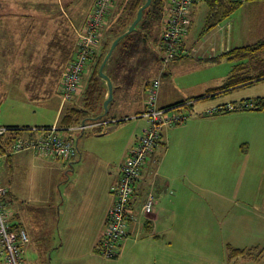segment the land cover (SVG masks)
I'll return each instance as SVG.
<instances>
[{"label":"crops","instance_id":"crops-1","mask_svg":"<svg viewBox=\"0 0 264 264\" xmlns=\"http://www.w3.org/2000/svg\"><path fill=\"white\" fill-rule=\"evenodd\" d=\"M127 1L115 0L110 23L102 27L100 31V43L97 50L104 39L112 35L110 28L123 13ZM199 1L191 9L192 21L189 32L183 39V47L188 48L191 55L178 56L169 63L163 74L158 94L159 106L187 103L189 107H193L194 115L189 117L182 127H178L177 135H174L177 128L167 127L162 130L160 139L134 182L130 211L137 215L138 220L131 222L129 234L122 239L121 257L119 256L120 258L116 260L124 262L114 263L112 259L102 257L98 253V245L104 235L106 214L113 201L110 188L119 181L125 158L135 147L143 130L149 125L146 117L136 115L145 107L148 82L159 76L160 71L155 76L141 79L136 90L124 93L125 96L130 97V102L125 104L126 108L118 109L113 114L114 117L111 118L113 120L136 117L132 123L134 133L132 132L123 143L116 156L109 153L106 148L103 150L94 144L97 138H102L101 136L107 133L103 128L107 120H93L98 115L102 117L107 114L99 112L100 102L95 108L90 109L92 116L89 118L93 120L90 122H94L89 124L93 129L91 135L79 138L78 134L82 135L86 129L90 128L89 126L83 131L77 128L85 124L84 122L72 126L75 127L73 129L62 130L64 136L72 135L77 140L78 155L74 161L67 162L38 155L30 149L0 155V183L8 189L6 196L9 198L5 200V204L10 209V218L20 223L28 234V242L22 248V264H140V261H143L141 257L146 258L151 250L160 249L161 252L167 249L168 243H171L169 241L176 239L179 232L183 238L191 235L190 229L182 226V224H188V221L185 220V223L178 221L175 208L178 205L184 206L187 202L185 199L188 197L192 198L190 195L191 184L194 183L192 176L199 174L204 164L216 170L224 169L228 164L233 168L240 167V163L229 158L228 154H234L236 157L237 150L240 152L244 148L242 145L246 143L241 140L242 123L239 128V120H237L242 114L234 112L233 114H207L204 112V103L207 102L213 107L231 104L225 102L226 98L222 96L235 92L233 90H237L236 92L240 94L239 88L254 83L233 88L229 92L213 91L204 96L209 90L223 86L232 75L235 61L228 59L224 54L232 47L241 45L234 46L232 21L219 23L209 31L205 39L199 36V41H195L197 36L194 37L190 33L194 23L193 12ZM250 1L257 2V0ZM19 2L22 7L30 10L19 12ZM79 3L77 0H68L67 3L61 0L53 7L49 0L36 2L0 0V73L8 75L14 70L26 72L23 80H20V84H24V89L28 92L34 91V96L43 94L55 96L58 100V109L53 124H58L62 111L66 107L84 104L83 92L86 86L84 81L91 72L94 62V57L90 58L77 93L69 100L63 98L59 86L60 77L52 87L50 79L57 74V68L59 69L63 64L64 70L66 63L75 53L78 32L82 28L93 0H87L83 7L79 6ZM160 20L158 35L161 36L163 16ZM19 26L26 27L25 35L28 45L33 47V44H36V42L32 43L35 38L38 42L43 41L42 46L34 47L41 51L36 57L29 53L31 57L23 65L18 64L15 58H3V55L8 52L7 49L14 47L16 51L18 45L16 33ZM34 33H37L36 37L33 36ZM56 33L60 43L55 45L53 41ZM66 47L70 49L67 59L64 54ZM225 60L232 63L227 73L218 71L205 73L206 68L211 69V67L202 69L203 66L213 67ZM254 69L256 71V68ZM119 73L114 79L123 82L122 78L119 79L121 76ZM189 75L198 77L186 81ZM109 77L113 79L110 75ZM3 78L7 79V76ZM35 78L43 81L35 87H30L29 81ZM104 84L106 98L109 88L105 79ZM123 85L118 86L121 90L120 99H125ZM1 95L3 92H0V97ZM197 97L203 98L197 99ZM198 101L203 103H197ZM1 102L2 98L0 105ZM124 112L129 114H121ZM19 124L5 121L0 123V125L27 126ZM235 129H239L237 135H235ZM24 136L29 137L27 134ZM253 161L254 163H249L250 172L260 175L262 185L264 160L260 162L259 158H255ZM149 193L154 195L155 205L152 212L146 214L142 210V205ZM178 201L183 203L178 204ZM254 205L257 209L260 207L258 204ZM141 232H143V238L140 239L142 236H138L132 242L130 238L134 234L140 235ZM0 264H5L1 245Z\"/></svg>","mask_w":264,"mask_h":264},{"label":"rangeland","instance_id":"rangeland-1","mask_svg":"<svg viewBox=\"0 0 264 264\" xmlns=\"http://www.w3.org/2000/svg\"><path fill=\"white\" fill-rule=\"evenodd\" d=\"M28 1L36 2L38 0ZM49 1L54 7L61 0ZM63 1L65 3L68 2V0ZM86 1L77 0V2H80L78 5L81 7L84 6ZM206 7L205 1L200 0L193 12L194 23L190 34L194 37L197 36L196 42L199 41V36L205 39L209 33V31H204L207 28ZM160 9L157 1L153 0L150 6V13L144 14L137 25V30L131 32L118 43L110 58L111 60H109L104 69L105 72L107 70L113 79L120 72L121 76L119 79L122 78L123 82L111 79L113 99L109 102L108 112L103 117V120H107L103 127L107 133L102 135V138H97L94 144L97 148H103V150L106 148L114 156L117 155L131 133H134V125L132 123H134L133 121L136 117L132 116L122 120L111 119L114 117L113 114L116 110L126 108L125 104L130 102V97L125 96L124 93L136 90L141 79L155 76L159 72L160 57L163 54V50L159 48L161 36L158 35L160 18L163 16L162 9ZM24 10L28 11L30 9L22 7L19 2L18 11L23 12ZM228 21L233 22L234 46L254 43L264 37V0H258L257 2L248 0L238 8L230 19L222 22V24ZM148 27L150 28L149 30ZM25 29L26 27L19 26L16 33L18 39L16 40L18 44L16 51L14 47L7 49L8 52L3 55V58H15L18 64L22 63L23 65L28 61V58L31 56L36 57L41 51V49L34 47L42 46L43 41L38 42L35 38L32 43L36 42V44H33V47L28 45ZM33 36L36 37L37 33H34ZM107 38L105 39L108 40ZM10 52L12 53L10 54ZM29 53H31V56H29ZM262 60L257 61L258 68L264 66ZM206 67H211V69L209 68V70ZM231 67L232 63L225 60L213 67L203 66L202 69H207L205 73L213 71L227 73ZM24 73L26 74V72ZM24 73L23 71L16 72V70L8 75L0 73V92H3L0 97V99L2 98L0 123L4 121L17 122L20 123L19 125L26 124L29 128L53 125L58 109L57 98L50 94L34 96V91L29 90L28 92V90L24 89V84H20ZM5 76H7L8 80L3 78ZM196 77L198 76L189 75L186 77V81L188 79L191 81L192 78ZM87 79L88 76L84 83H86ZM120 84H124L122 91L125 99L119 98L121 90L118 86ZM103 88V97L99 104L100 113L104 112L103 102L105 100L106 86ZM239 89H241L240 94L236 92L237 90H233L235 92L227 91L229 93L222 96L226 98L224 101L239 106L241 99H244L243 101H251L257 97L264 96V81ZM197 103L203 102L198 101ZM227 104L229 103L224 105ZM216 107H213V105L209 106L206 102L204 103V112L213 110ZM178 111H182L190 118L194 115L193 107L181 106ZM233 112L242 114L237 120H239V128L242 123L240 135L242 142L246 143L242 145L244 148L240 152L237 150L236 157L234 154H228V156L236 163H240V167L237 168L236 166L233 168L228 164L224 169L216 170L211 168L210 165L204 164L200 173L192 176L194 183L191 184V189L189 188L192 198L188 197L185 199L187 202L184 206L178 205L175 208L178 221H184V223L185 220L188 221V224H182V226L188 227L191 235L183 238L179 232L176 239L169 241L171 243H168L167 249L161 250V252L160 249L151 250L147 253L146 258L140 255L143 260L140 261V264H264V182L262 185L260 184V175L250 172L249 166V163H254L253 160L255 158H259L260 162L264 160V110L249 108ZM233 112H223L222 114H233ZM121 114L129 113L124 112ZM211 115L214 114L211 113ZM89 116H92V114H89ZM92 123L94 122L88 124ZM182 126L183 124H174L168 127L170 129L173 127L174 129L177 128L175 129L177 132L174 134L177 135L179 133L178 127ZM92 130L91 127L86 129L82 135L78 134V136L80 135L79 138L88 137L91 135ZM238 130L235 129V135H237ZM3 199L5 201L9 198L5 196ZM182 203L183 201H178V204ZM254 204H258L260 207L257 209ZM142 235L143 232L140 235L134 234L130 239L133 242L135 238ZM142 238L143 236L140 239ZM227 244L239 249L251 250L252 248L253 252L246 256L230 257ZM112 260L114 263L124 262L123 260H116V258ZM125 262L130 263V261ZM131 263L135 262L131 261Z\"/></svg>","mask_w":264,"mask_h":264},{"label":"built area","instance_id":"built-area-1","mask_svg":"<svg viewBox=\"0 0 264 264\" xmlns=\"http://www.w3.org/2000/svg\"><path fill=\"white\" fill-rule=\"evenodd\" d=\"M163 13V30L161 35L162 64L160 73L168 63L178 56H190L191 51L183 47V39L189 32L190 13L197 0H156ZM244 2L246 0H237ZM115 0H93L88 10L81 30L78 32L76 50L66 63L60 79V87L65 100H69L78 91L83 72L91 55L97 51L100 43L102 27L110 23ZM162 84L161 76L151 79L146 88L145 107L137 117H146L149 125L143 130L134 148L125 158L119 181L110 188L113 201L109 207L105 230L98 245V253L106 259H115L121 255V241L129 234V226L138 220L137 215L130 211V200L134 182L146 164L150 153L161 137L165 127L183 124L189 118L179 106H159L158 94ZM251 101H244L239 106H252ZM236 105H219L207 113H219L226 109H234ZM92 125L81 124L77 128L85 130ZM75 128V127H68ZM15 129L9 125H0V135ZM58 124L51 126L23 127L24 135L17 138L14 146L4 154L9 155L25 149H30L38 155L50 156L55 159L72 162L77 158V140L74 136H64ZM8 189L0 183V245L1 254L5 256V264H21L22 248L28 242V234L20 225L18 230L10 229V209L3 199ZM154 195L149 193L142 205L144 213L149 214L154 209Z\"/></svg>","mask_w":264,"mask_h":264},{"label":"trees","instance_id":"trees-1","mask_svg":"<svg viewBox=\"0 0 264 264\" xmlns=\"http://www.w3.org/2000/svg\"><path fill=\"white\" fill-rule=\"evenodd\" d=\"M144 1L145 0H128L127 1V4L125 6L123 13L120 15L116 23L112 25L110 28V31H111L110 33H112V35L107 38L108 40L105 39L101 47L94 54L91 55V58L94 57V62H93L92 70L88 75L89 77H88V80L86 82V86L83 92L84 104L82 106L73 105V106L66 107L65 110L62 111V114L58 121V125L60 127L68 128L74 125L81 124L83 122L87 124L90 121H92L89 118V114L91 111L90 109L95 108V106L101 101V98L103 97V92H104L103 87L105 86L104 79L99 74V67L110 48L111 42L114 40V38L122 34L128 28L129 24L135 18L138 9L144 3ZM198 1L199 0H197L194 3V5ZM204 1L207 5V16H206L207 28H205L204 31H210L211 29L216 27L219 23L225 22L228 19H230V17L238 10V8L248 0L244 2L237 1V0H204ZM150 6L144 9L143 16L146 13L148 14L150 13ZM191 21L192 20H190V24H191ZM189 28H190V25H189ZM57 35L58 33H56V35L54 36L53 43H55V45L60 43V39H58ZM159 48H161V43L159 44ZM69 50L70 49H68V47L64 48V52H65L64 54H65L66 59L69 55V52H70ZM224 55L228 59L235 61V65L233 66V69H232V75L227 79L226 83L223 86L217 89L209 90L207 93H205L204 96H206V94H210L213 91L222 90L225 92V91H229L233 88L243 86L246 84L264 81V66L258 68V62H257L258 60L263 59L262 62L264 63V37L258 39L257 41L251 44H244L241 46L232 47ZM161 64H162V56L160 57L159 71L161 68ZM254 68H256V71ZM165 70L162 71V73H160L161 79L163 78V74L165 73ZM62 72H63V64L62 66L60 65L59 69L57 68V72H56L57 74H54L53 78L50 79L52 87L59 80V77L61 79ZM42 81L43 80H41L40 78L32 79L31 81H29V86L35 87L39 85ZM150 81L148 82V84H150ZM59 86H60V83H59ZM201 98L203 97H197V99H201ZM251 102L253 103L252 106H241V107L236 106L234 109H226L222 112H219L218 114L223 113V112L229 113V112L249 109V108L256 109V110H264V96L257 97L255 100H251ZM175 105L179 107L188 106L187 103H178ZM103 117L104 116H102L98 120H102ZM12 127H14L15 129H11L9 131H6L2 135H0V155L4 154L7 150H10L14 146V143L17 140V138L25 134L24 131L20 129L23 127H27V126H23V127L12 126ZM12 220H13L12 218H9L10 229L18 230L21 224L15 221H12ZM227 248L229 250L230 257L246 256V255H250L253 252L252 248L251 250L250 249H239V248L233 247L230 244H227Z\"/></svg>","mask_w":264,"mask_h":264},{"label":"water","instance_id":"water-1","mask_svg":"<svg viewBox=\"0 0 264 264\" xmlns=\"http://www.w3.org/2000/svg\"><path fill=\"white\" fill-rule=\"evenodd\" d=\"M152 0H145V2L140 6V8L137 11L136 17L133 19V21L131 22V24L128 26V28L120 35H118L112 42V44L110 45V48L107 52V54L105 55L100 67H99V74L100 76L105 79L108 83V88H109V93L108 96L105 98L103 104H104V114L108 112V105L109 102L113 99V85H112V81L111 78L109 77V75L104 71V68L106 66V64L108 63L110 57L112 56L116 46L118 45V43L120 42L121 39H123L126 35L130 34L131 32L135 31L137 28V24L141 21L142 17H143V13H144V9L147 8L148 6H150ZM101 115H98L96 117H94V119H98L100 118Z\"/></svg>","mask_w":264,"mask_h":264}]
</instances>
